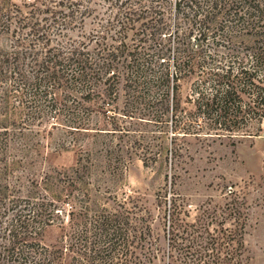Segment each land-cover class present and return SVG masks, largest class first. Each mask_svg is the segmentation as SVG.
<instances>
[{
    "label": "rangeland",
    "instance_id": "obj_1",
    "mask_svg": "<svg viewBox=\"0 0 264 264\" xmlns=\"http://www.w3.org/2000/svg\"><path fill=\"white\" fill-rule=\"evenodd\" d=\"M120 2L82 0L66 31L101 72L78 112L84 128H51L59 120L33 119L14 98L0 104V229L45 196L60 210L39 239L66 246L63 264H264V119L250 134L174 127L190 80L164 95L178 27L170 0L132 1V14ZM137 66L148 88L131 90Z\"/></svg>",
    "mask_w": 264,
    "mask_h": 264
},
{
    "label": "trees",
    "instance_id": "obj_2",
    "mask_svg": "<svg viewBox=\"0 0 264 264\" xmlns=\"http://www.w3.org/2000/svg\"><path fill=\"white\" fill-rule=\"evenodd\" d=\"M21 1L28 11L0 0V40H7L0 42V104L14 98L33 119L59 120L51 128L82 129L78 112L95 95L101 77L81 42L66 33L85 11L79 8L82 0L76 7L72 0ZM132 1L122 0L118 7L132 14ZM170 9L178 27L163 59L164 95L171 90L174 100L176 82L190 80L188 110L172 115L174 127L183 124L185 133L250 134L248 127L264 119V0H170ZM156 27L159 33L168 30L167 22ZM168 36L163 32L164 42ZM166 52L158 50L157 58ZM142 72L140 66L133 71L131 90L148 88L138 76ZM40 197L38 204L25 201L28 212L0 229V264H63L66 246L46 247L39 239L57 218L60 199L44 203L46 197Z\"/></svg>",
    "mask_w": 264,
    "mask_h": 264
}]
</instances>
